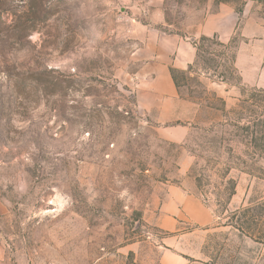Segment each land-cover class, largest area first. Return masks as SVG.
<instances>
[{
	"label": "rangeland",
	"instance_id": "rangeland-1",
	"mask_svg": "<svg viewBox=\"0 0 264 264\" xmlns=\"http://www.w3.org/2000/svg\"><path fill=\"white\" fill-rule=\"evenodd\" d=\"M248 52L264 0H0V264H264Z\"/></svg>",
	"mask_w": 264,
	"mask_h": 264
},
{
	"label": "crops",
	"instance_id": "crops-1",
	"mask_svg": "<svg viewBox=\"0 0 264 264\" xmlns=\"http://www.w3.org/2000/svg\"><path fill=\"white\" fill-rule=\"evenodd\" d=\"M261 53L260 52H248L246 54H240L237 56L236 59V67L241 75V78L245 84L262 87L264 88V64L258 62ZM252 62H248V60ZM191 62V60H189ZM191 202V199L184 198V196L180 197V205L185 204V210H193V207L189 208L188 203ZM192 205V204H191ZM195 210L197 209L201 213V217L195 222L201 226L202 228H206L209 226V217L208 212L201 206L199 203H194ZM183 207V206H182ZM183 209V210H184ZM176 222V221H175ZM176 225L173 228L175 230ZM176 230L175 232H178ZM184 236L179 234V242L182 240ZM162 264H187L188 261L181 255L177 256L176 258L170 257L169 255H163L161 258Z\"/></svg>",
	"mask_w": 264,
	"mask_h": 264
},
{
	"label": "trees",
	"instance_id": "trees-1",
	"mask_svg": "<svg viewBox=\"0 0 264 264\" xmlns=\"http://www.w3.org/2000/svg\"><path fill=\"white\" fill-rule=\"evenodd\" d=\"M212 39H213V40H216L217 37H216V36H213ZM209 40H210V39L207 38V37H202V38L200 39L201 42H205V41H209ZM194 47H195L196 50H197L196 59H197V61H199L200 58H201V56H200V51H201L202 48L199 47L196 43H194Z\"/></svg>",
	"mask_w": 264,
	"mask_h": 264
}]
</instances>
